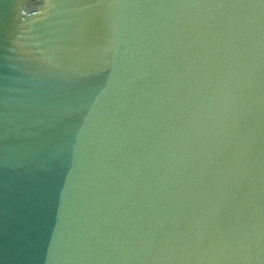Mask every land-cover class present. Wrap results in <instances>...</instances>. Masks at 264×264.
I'll use <instances>...</instances> for the list:
<instances>
[{
  "label": "water",
  "instance_id": "obj_1",
  "mask_svg": "<svg viewBox=\"0 0 264 264\" xmlns=\"http://www.w3.org/2000/svg\"><path fill=\"white\" fill-rule=\"evenodd\" d=\"M0 264H264V0H0Z\"/></svg>",
  "mask_w": 264,
  "mask_h": 264
}]
</instances>
